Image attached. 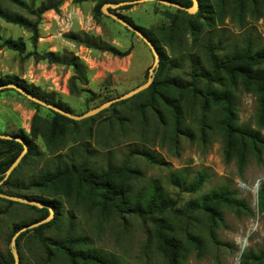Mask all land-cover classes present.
Segmentation results:
<instances>
[{"label":"trees","instance_id":"16d2710c","mask_svg":"<svg viewBox=\"0 0 264 264\" xmlns=\"http://www.w3.org/2000/svg\"><path fill=\"white\" fill-rule=\"evenodd\" d=\"M125 1L133 0H73V3L75 5L87 2L94 4L93 18L98 21L103 5H115ZM165 1L176 3L183 8H190L192 5L191 0ZM197 1L198 10L194 15L169 7L175 11V15L171 17L168 26L162 25L158 28L162 39H158L147 29L134 25L130 18L119 15L115 10L112 11L152 43L159 58V65L154 71L150 86L139 93L138 103L128 105L129 99L118 103L121 106L128 105L127 115L120 114L113 104L96 116L85 119L97 121L95 129L92 127L88 129V137L91 138L93 132L94 136H97L102 126H106L110 134L114 127H117L120 133H125L127 125L133 124V120H135L133 125L144 132L148 126L146 114L150 111L156 129H161L171 143H176V139L180 136L191 143L197 139L203 144L207 142L210 134H218L221 138L224 162L228 164L234 161L236 170L241 175L250 157L257 163H261L264 154V44L258 45L247 37L240 47L232 46L229 53L219 57L218 54L223 51L222 42L220 39H212L209 35L215 28L223 26L226 20L243 30L248 25V18L254 21L264 19V0ZM2 3L25 9L36 20L32 22L21 15L10 14L1 8ZM62 4L63 0H53L34 10L33 7H28L19 0H0V19L29 32L32 44L35 45L41 16L50 10L57 11ZM131 7L123 6L117 10H128ZM187 32L193 37L194 43L198 41L199 48L206 54V66L200 63L198 56L188 53L190 52L188 50L187 54L184 53L185 51L180 52L179 59L167 57L163 46L168 47L172 55H176L174 49H180L186 45L184 37ZM81 36L80 39L77 37H71V39H77L87 48L96 46L92 39L83 34ZM3 49L21 55L25 52V45L21 39L4 41L0 39V51ZM183 57L190 63L189 71L186 73L187 79L184 80L177 76H170L171 71H179V62L181 63L180 59ZM38 60L71 69L73 75L68 81L70 95H76L79 92L77 84L87 85L82 66L76 58L58 57L52 53H45L38 57ZM9 83L18 85L41 101L71 113L69 109L39 94L35 87L27 85L24 81L0 77V86ZM239 90L255 98L254 126L256 129L238 125L236 92ZM7 91L17 93L12 89H5L0 91V94ZM30 103L35 110L30 133L27 135L19 130L15 134L27 145V153L22 163H25L28 158H37L34 140L40 137L48 155L55 159V164L51 169L35 174L26 183L18 181V168L3 181L6 171L22 152V146L15 141L0 140L2 147L0 149V181H3L0 185V193L42 201L53 209L54 216L48 223L27 230L16 239V243L19 244L25 235L33 234L44 250L46 259L44 264H52L54 257H59L58 260H61L63 264H118L116 260L97 250L93 246L91 237L84 233H75L72 228L75 210H86L87 214L93 215L96 226L125 217L137 219L146 225L149 223L148 242L161 257L163 264H186L191 253L198 258L202 256L205 243L200 236L201 230L196 225L198 218L205 222L211 242L217 244L216 230L223 222L224 210L232 212L237 218L251 215L247 203L239 199L236 192L227 186L214 189L186 203L184 210H180L177 208V201L172 199L157 181L139 186L143 175L127 162L104 169L93 165L89 155L79 157L83 154L82 152L85 154L89 152L87 149H82L80 154L73 150L67 154H60L65 148L67 125L75 121L49 109L47 110L52 117L50 120L44 119L38 115L43 107ZM107 111H110V116L100 120ZM110 140H114V137H110ZM96 145L102 150H108L112 146L103 141H96ZM129 154L143 159L152 166L162 164L156 160L151 149L134 147ZM169 180L181 192L192 195L200 191L207 180V174L204 171L199 172L192 181L188 182L179 173H172ZM1 188L26 194L4 192ZM0 201L7 206L20 205L37 215V218L29 223L16 224L11 238L22 227L43 220L49 215V210L46 208L38 209L5 199ZM63 209L71 211L67 215V224L70 228L66 235L58 241L44 238L45 230L61 223ZM257 209L264 220V183L259 185ZM0 264H13L10 251L7 254L0 252ZM241 264H264V252L242 254Z\"/></svg>","mask_w":264,"mask_h":264},{"label":"rangeland","instance_id":"374dc122","mask_svg":"<svg viewBox=\"0 0 264 264\" xmlns=\"http://www.w3.org/2000/svg\"><path fill=\"white\" fill-rule=\"evenodd\" d=\"M19 1L36 10L53 0ZM93 6L94 4L89 2L75 5L73 0H63L61 6L63 13L67 15L73 11L79 20L73 19L72 30L61 38L56 35L57 26L52 17L63 18L62 13L59 9L45 12L38 24V38L35 45L32 44L29 32L0 19V39L2 41L21 39L25 45V52L21 55L6 49L0 51V77L24 81L27 85L35 87L39 94L69 109L74 115H81L109 99H114L144 85L148 80V71L154 64L150 49L134 33L102 13L96 21L93 18ZM1 8L10 14L21 15L29 21L36 20L25 9L14 5L2 3ZM115 12L130 18L134 25L147 29L158 39H162L158 28L162 25L168 26L171 17L175 15L173 9L155 2L134 5L128 10L115 9ZM247 22L248 25L240 30L236 24H231L226 20L223 26L210 32L209 36L212 39H220L222 42L223 51L218 54L219 57L229 53L232 46L240 47L247 37L258 45L264 44V19L254 21L248 18ZM82 34L92 39L96 46L87 48L77 39H71V37L80 39ZM184 40L185 46L174 49L176 55H172L170 49L163 46L167 57L179 59V53L185 51L184 53L187 54L188 50L190 51L188 53L198 56L200 63L206 66V54L199 48L198 41L194 43L189 32L185 34ZM45 53H52L58 57L76 58L82 66L87 85L77 84L79 92L76 95H70L68 81L73 75L71 69L38 60V57ZM180 61L179 71H171L170 76H177L184 80L187 79L186 73L189 71L190 63L184 57ZM153 76L154 74L152 80ZM139 95L130 98L128 105L138 103ZM236 103L238 125L256 129L254 126L255 98L239 90L236 92ZM128 105L121 106L116 103L114 108L120 114L127 115ZM110 114V111L105 112L100 120L107 119ZM34 115L35 110L25 97L12 91L0 94V134L15 135L22 130L28 135ZM38 115L48 120L52 117L45 108L39 110ZM146 117L148 126L144 132L133 125L135 123L133 120V124L127 125L125 133H120L117 127H114L110 134V130L102 126L98 135L94 136L93 132L91 138L88 137V129L90 127L95 129L97 121L84 120L70 123L67 125L65 148L60 154H67L71 150L80 154L82 149H87L89 152L86 154L82 152L83 154L79 157L89 155L93 165L104 169L127 162L142 173L143 177L139 186L157 181L172 199L177 201V208L180 210H184L186 203L214 189L227 186L235 191L237 197L247 203L251 215L237 218L232 212L224 210L223 222L216 230L217 244L211 242L205 222L198 218L196 225L201 230L200 236L205 243V251L200 258L191 253L186 264H241L237 238L246 242L242 254L264 252V220L257 209L259 185L264 183V154L261 163H257L250 157L246 169L240 175L234 161L228 164L224 162L221 138L218 134H210L207 142L203 144L197 139L191 143L180 136L176 139V143H171L169 137L164 135L161 129H156L150 111ZM110 137H114V140H110ZM96 141H103L112 146L108 150H102L96 145ZM34 144L38 153L37 158H28L25 163H22V158L15 167V169L18 168L17 179L21 183H26L35 174L51 169L55 164V159L48 155L40 137L34 140ZM134 147L151 149L156 160L162 164L152 166L139 157L130 156L129 153ZM0 149H2L1 146ZM202 171L206 172L207 180L200 191L192 195L181 192L169 180L172 173H179L190 182L197 173ZM257 180L259 183L254 188ZM1 190L13 194H26L6 188H1ZM70 212L69 209H63L61 223L45 230L43 237L52 241L62 239L70 228L67 224V215ZM74 213L75 220L72 222V228L75 233H84L91 237L93 246L103 255L116 260L118 264H163L161 257L148 242L149 223L146 225L137 219L125 217L96 226L95 217L87 214L86 210H75ZM36 218L35 213L20 205L7 206L6 203L0 201V252L3 254L11 252V235L16 224L29 223ZM15 249L18 264H44L46 260L40 242L31 233L25 235L19 244L16 243ZM58 259L59 257L52 258V264H63Z\"/></svg>","mask_w":264,"mask_h":264},{"label":"water","instance_id":"95a60500","mask_svg":"<svg viewBox=\"0 0 264 264\" xmlns=\"http://www.w3.org/2000/svg\"><path fill=\"white\" fill-rule=\"evenodd\" d=\"M147 2H155V3H159L161 5L167 6V7H172V8L178 9V10H183L186 13H188L189 15H194L198 10V1L197 0H191L192 5L190 8H183L176 3H172L169 1H165V0H133V1L121 2V3L115 4V5L105 4L102 6L101 13L103 15L109 17L111 20L115 21L116 23L120 24L121 26L125 27L126 29H128L129 31L134 33L150 49V51L153 55V58H154V64L152 65V67L148 71L149 72L148 73V80L144 85L137 87L136 89L129 91L128 93H126L124 95H121L119 97L111 99V100L103 103L102 105L95 107L94 109L88 110L87 112H85L81 115H74V114L69 113V112H67L61 108H58L54 105L48 104L44 101H41L40 99L31 95L26 90H24L23 88L19 87L18 85L14 84V83H9V84H5V85L0 86V91L5 90V89H12V90L16 91L17 93H19L20 95H22L23 97H25L30 102L36 103L37 105H39L43 108L49 109V110L65 117L67 119L79 122V121L88 119L90 117H94L97 114H99L100 112H102L103 110L108 109L113 104L128 100V99L136 96L137 94L141 93L142 91L146 90L150 86V84L152 83V75L154 74V71L158 66L159 58H158L157 52L154 49L152 43L146 37H144L141 32H139L133 26L129 25L124 19H122L117 14H114L112 11H114L115 9H118L120 7H123V6H134V5H140V4L147 3ZM0 140L15 141L22 146V152L20 153V155L17 157V159L12 163V165L6 171L5 177L3 179V181H4L9 177L11 172L15 169V167L19 164L20 160L23 158V156L27 152V145L25 144V142L21 138L15 136V135L0 134ZM3 181H0V185L2 184ZM258 183H259V180L256 181L255 186H257ZM0 199H5L7 201L19 203V204L26 205V206L36 207L38 209L46 208L49 210L48 217H46L43 220L28 224V225L22 227L21 229L16 231V233L11 238L10 247H11V254L13 257V264H18V255H17V251L15 249L17 237L21 233H23L27 230H32V229L37 228L43 224L48 223L52 219L54 212H53V209L51 207H49L48 205H46L42 201L30 200V199H27L24 197L11 196V195L4 194V193H0Z\"/></svg>","mask_w":264,"mask_h":264},{"label":"built area","instance_id":"2783aa9c","mask_svg":"<svg viewBox=\"0 0 264 264\" xmlns=\"http://www.w3.org/2000/svg\"><path fill=\"white\" fill-rule=\"evenodd\" d=\"M61 8L62 7L59 8V11L62 13L61 16H63V18L62 17L60 18L58 16L52 17L57 26L56 35L58 38H61L64 34H67L70 30H72L73 19L77 18V14L74 13L73 11H71L70 13L66 15L65 13H63L62 11L63 9ZM76 20L78 21L79 18H77ZM47 23H50V22H47Z\"/></svg>","mask_w":264,"mask_h":264},{"label":"bare ground","instance_id":"6f19581e","mask_svg":"<svg viewBox=\"0 0 264 264\" xmlns=\"http://www.w3.org/2000/svg\"><path fill=\"white\" fill-rule=\"evenodd\" d=\"M254 188H255V184H254ZM256 194V193H255ZM256 198V197H255ZM256 200V199H255ZM256 204V203H255ZM249 234V233H248ZM237 241V245H238V248H239V254L238 256H241L242 252L245 250V247H246V242L241 239V238H237L236 239ZM236 260V259H235ZM238 260V259H237ZM236 264V263H235Z\"/></svg>","mask_w":264,"mask_h":264}]
</instances>
